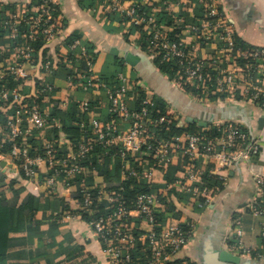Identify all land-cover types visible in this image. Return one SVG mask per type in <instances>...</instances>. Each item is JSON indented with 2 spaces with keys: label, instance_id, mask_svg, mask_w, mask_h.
<instances>
[{
  "label": "built area",
  "instance_id": "obj_1",
  "mask_svg": "<svg viewBox=\"0 0 264 264\" xmlns=\"http://www.w3.org/2000/svg\"><path fill=\"white\" fill-rule=\"evenodd\" d=\"M97 1L108 16H118L122 23L137 29L151 57L172 63L177 72V77L172 79L174 84L199 103L218 104L240 97L259 105L264 112V47L247 48L238 44L234 26L220 0L182 2L180 5L192 14L193 22H188L181 11L170 12L168 3L156 6L146 5L144 0ZM49 2L56 4L55 0H47L39 8L0 14V33L4 32L9 42V50L0 61V104L11 102L14 107V114L0 123V129L10 143L11 159L24 176L33 180L45 168L49 170L48 184H54L64 175L65 178L80 176L84 185V161L104 165L105 158L113 157L122 162L127 179L150 187L156 182V172L166 171L178 162L173 181L158 194L139 192L128 198L122 189H100L94 194L87 189L82 191L84 212H90L95 200L100 198L108 203L107 212L89 222L103 247L105 264H128L130 250L138 240L145 241L148 247L144 253L146 260L138 264H167L190 242L196 230V223L189 219L182 224L168 221L176 213L171 209L170 192L179 193L199 209H207L217 189L206 178L224 184L227 178L221 175L222 170L246 163L257 193L242 212L233 215L226 240L230 250L241 256H252L254 252L261 255L260 250L264 252V158L258 141L233 121L190 132L187 130L190 124L177 112L168 107L157 108L158 99L148 96L138 77L119 72L112 81H102L94 68V56L78 36L68 43L70 54L65 65L74 68L84 62L86 70L67 81L72 90L84 95L103 91L110 122L92 114L90 98H77L80 113L92 114L78 124L83 135L77 144L66 141V151L60 153L48 142L41 152L32 149L30 138L36 133L58 130L55 118L43 109L56 95L54 84L42 77L33 94L25 91L26 82L33 78L31 69L39 63L36 64L34 43H50L68 30L60 9L53 12ZM41 65L44 73L51 72L53 61L44 58ZM10 79L17 82L13 88H7L4 83ZM31 95L40 101L32 104L27 100ZM172 125L180 133L164 137L163 132L170 133ZM244 214L261 220V245L256 250L246 246ZM160 215L168 218L165 223L158 220ZM141 223H146L150 230L142 229ZM177 264L197 262L184 258Z\"/></svg>",
  "mask_w": 264,
  "mask_h": 264
},
{
  "label": "crops",
  "instance_id": "obj_2",
  "mask_svg": "<svg viewBox=\"0 0 264 264\" xmlns=\"http://www.w3.org/2000/svg\"><path fill=\"white\" fill-rule=\"evenodd\" d=\"M184 1L144 0L146 5L161 6L168 3L170 12L181 11L188 22H193L192 14L180 5ZM220 1L234 26V37L238 44L247 48L264 47V0ZM31 2L32 0H0V14L7 11L8 6L17 7L20 11ZM55 2L67 20L68 30L48 43L49 53L39 58L38 65L31 69L33 78L26 82L25 91L33 94L35 80L42 77L54 84L56 95L51 102L49 100L43 105V109L55 118L58 145L65 147V142L71 139V135L63 129V120L66 117L71 127L78 130V124L82 120L87 121L92 114L104 122H110L103 91L84 95L69 86V77H79L86 70V66L81 67L82 64L74 68L65 65L70 50L64 39L68 35H75L94 49L90 53L94 56V68L102 81H108L105 77L122 71L138 77L146 87L148 96L158 99L157 105L162 101L184 119L193 117L206 120L214 115L213 123L233 121L243 124L258 141L264 158V112L259 105L246 102L240 97L218 104L199 103L187 92L179 89L168 74L157 68L154 58L143 48L141 34L133 32L131 25L110 18L99 1ZM8 50L9 42L0 33V61ZM128 57L133 62H128ZM44 58L52 59L51 72H43L41 62ZM84 96L92 100L91 115L82 114L78 109L76 100ZM13 114L14 107L11 102L0 105V123H4L7 116ZM51 133L50 131L48 135ZM5 142V135L0 129V264H105L103 247L89 222L107 212L108 203L100 198L95 200L90 212H84L82 191L87 189L94 194L100 189H122L124 193L129 179L124 173L122 162L113 157L105 158L104 165L88 161L83 164L86 167L83 171L86 177L84 185L80 176H77L78 180L71 181V177L61 176L51 185L46 182L45 168L35 179L26 178L11 159L10 150L8 153L1 150ZM176 172L171 179L167 178L168 170L156 172V182L150 186L154 192L151 194L160 193V189L173 181ZM220 173L227 178V182L223 184L213 180L211 184L208 181L216 187L217 194L211 207L207 209H199L183 196L175 197L173 191L170 192L171 206L176 215L183 221L189 219L196 223L192 239L175 257L179 260L193 259L197 264H234L220 260L221 252L227 251L238 255L241 258L240 264H264L262 250L260 252L263 255L241 256L230 250L226 240L231 232L233 215L235 212H242L257 193L248 165L241 163ZM133 181L139 183L137 180ZM260 222L259 218L251 214H244L246 246L253 250L261 245ZM141 227L145 231L150 230L146 223H141Z\"/></svg>",
  "mask_w": 264,
  "mask_h": 264
},
{
  "label": "trees",
  "instance_id": "obj_3",
  "mask_svg": "<svg viewBox=\"0 0 264 264\" xmlns=\"http://www.w3.org/2000/svg\"><path fill=\"white\" fill-rule=\"evenodd\" d=\"M47 0H32L31 4H28V5H25L23 8V10L27 11L29 9H31L33 7H36V8H39L40 6H42ZM85 3V2H84ZM86 4V3H85ZM49 5L51 6V9L54 11L58 10L59 9V5L56 3V4H53V3H50L49 2ZM87 5V4H86ZM91 5V4H89ZM8 10L7 11H3V12H18V9L19 8H15L14 6H8L7 7ZM22 10V9H20ZM30 13V11H28ZM110 18H112L113 20L117 21V22H121L120 21V18L118 16H110ZM21 30H25V27L24 28H21ZM133 32H137V29L136 28H133L131 29ZM2 33V32H1ZM4 35V32L2 33ZM74 37H77L75 35H68L66 36V38L64 39V41L66 43H69L71 42ZM142 39V44H143V48L145 49L146 47V44H145V40H143V38L141 37ZM87 48H88V51L91 52L93 51L94 49L85 42ZM34 47H35V55L37 57V61H36V64L40 61L39 58H42L43 56H45L47 53H49V50H50V47L48 46V43H43V42H35L34 43ZM43 61V60H42ZM154 62H155V65L157 66V68L161 71V72H164L166 74H168L169 78L173 79L175 77H177V72H176V68L174 67V65L170 62H162L160 60V58H154ZM82 64V65H81ZM81 67H85L86 65L84 64V62H81ZM122 70V69H120ZM122 72V71H121ZM118 73V72H117ZM116 73V74H117ZM115 75H112L111 77H105L106 80L108 81H112L114 78H115ZM39 80H35V89L39 88ZM7 86V88H13L17 85V82H15L14 80H8V81H5L4 82ZM196 91V90H195ZM199 93V92H198ZM28 101H30L32 104H37V102L40 101V98L39 99H36L33 95H31L29 98H27ZM165 103H163L161 101V103H159L157 105V108H160V109H163L165 108L166 106L164 105ZM1 105V104H0ZM69 117V116H68ZM230 122V121H229ZM213 124L215 123H210L208 126H213ZM195 125V124H194ZM194 125H189V128H187V130H189L190 132H194L196 130H199L201 127H196ZM240 127L246 131V132H250L248 130V128L241 124ZM174 125H172V127L170 128L171 132L168 133V132H163V136L164 137H167L171 134H178L180 133V131L174 129ZM63 129L64 131H66L69 135H71V139L70 141L71 142H74L77 144V142L81 139L83 133L81 130H78V129H74L73 127H71L70 125V122H69V119L66 117L64 118L63 120ZM52 133L50 135L48 134H38L36 133L34 137L30 138V143L33 145L32 146V149L37 151V152H41L42 151V148L44 147V145L48 142L52 145V147L55 149V151H57V153H60V152H65L66 151V148L63 146L61 147L60 145L57 144V141H56V138H57V130L56 129H53L51 131ZM1 145V144H0ZM66 145V144H65ZM10 146V143L8 142H5L3 144V148H1V150L4 152V153H8V151L10 150L9 147ZM57 149V150H56ZM64 149V150H62ZM86 162H88L87 160L83 162V164H85ZM178 162H175L173 163L172 165H170L168 167V177L169 179L172 178V175L176 172V169L178 170ZM48 171L49 170H46V177L48 175ZM62 177L64 178V175H62ZM79 177L77 176H73L71 178H69V180H78ZM207 181H211L210 183H212L213 179L212 178H206ZM210 184V186H212ZM75 187H78V186H75ZM139 192H149V193H154L153 190H151L150 187H148L146 184H141V183H136L134 182L133 180H129L126 184H125V190H124V196L125 197H128L131 198L135 196V194L139 193ZM172 194L176 197V196H181L179 193L173 191ZM173 205V204H172ZM174 207V206H173ZM171 209H172V206H171ZM167 217L166 216H159L158 217V220L162 221V222H166L167 221ZM132 221V220H131ZM135 221V220H134ZM168 221L172 222V223H175V224H182L183 223V219L181 217H178V215H176V213L173 215L172 218H170ZM138 223V221L136 222ZM145 249L148 250V247H147V244L145 241L143 240H138L134 243V246L133 248L130 250V253H131V261L128 263V264H138L140 263L141 261H145L146 260V256H145ZM168 249V248H167ZM176 256V255H175ZM175 256H173L172 260L169 261L167 264H177L179 259H177ZM253 256H258V252H254L253 253ZM82 264V262L80 263Z\"/></svg>",
  "mask_w": 264,
  "mask_h": 264
},
{
  "label": "water",
  "instance_id": "obj_4",
  "mask_svg": "<svg viewBox=\"0 0 264 264\" xmlns=\"http://www.w3.org/2000/svg\"><path fill=\"white\" fill-rule=\"evenodd\" d=\"M127 61L133 62L130 57L127 58ZM214 118H215L214 115L210 116V118H209L210 120L209 119L201 120V119H196L193 117H187V119H185V121L188 124H191V125L196 124L198 127L203 128V127H207L209 125V123H213ZM220 260L223 262L225 261V262H230V263H234V264H240L241 263V258L238 255L232 254V253L227 252V251L221 252Z\"/></svg>",
  "mask_w": 264,
  "mask_h": 264
}]
</instances>
